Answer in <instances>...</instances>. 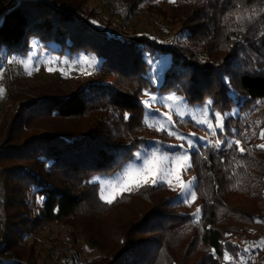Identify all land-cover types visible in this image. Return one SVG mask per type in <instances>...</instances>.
<instances>
[{
    "label": "trees",
    "instance_id": "1",
    "mask_svg": "<svg viewBox=\"0 0 264 264\" xmlns=\"http://www.w3.org/2000/svg\"><path fill=\"white\" fill-rule=\"evenodd\" d=\"M125 1L129 19L140 11L166 18L184 41L121 30L125 21L102 23L100 10L86 0H0V71L12 58L26 57L31 40L47 50L55 43L50 51L60 58L84 55L98 63L84 82L61 76L35 89L33 98L8 93L0 116L1 258L36 264L40 235L58 225L69 229L73 243L80 237L96 243L99 256L89 264H224L226 254H242L241 242L252 241L251 231L264 220L255 207L264 205V149L257 147L264 129V0ZM253 11L259 14L251 22L230 15L224 23L229 13ZM147 51L170 54L161 92L172 89L190 106L210 100L221 113L238 108L235 119H226L225 134L234 132L244 153L235 144L191 152L197 222L163 184L122 193L109 204L90 182L119 171L151 130L140 101L152 87ZM156 136L169 139L163 131ZM242 196L250 202L232 201Z\"/></svg>",
    "mask_w": 264,
    "mask_h": 264
},
{
    "label": "rangeland",
    "instance_id": "2",
    "mask_svg": "<svg viewBox=\"0 0 264 264\" xmlns=\"http://www.w3.org/2000/svg\"><path fill=\"white\" fill-rule=\"evenodd\" d=\"M86 1V6L88 8L100 10L98 19H100L102 23H105L107 18H109L113 25H117L120 23V21H125L126 24L121 30H126L128 32L134 30L139 34L142 33L152 39H155L157 42H164L168 44H170L176 38L178 43H182L184 41V38H181L180 35H177L179 26L167 22L168 20L166 18H157L156 16L149 15L145 11H140L139 14L130 19L127 15V19L123 20L109 5L101 3L99 4L97 0ZM121 1L126 5L128 4L125 0ZM109 9L113 10L116 16L112 17L109 13L110 11H108ZM127 13L129 14L128 5ZM49 49L55 50L57 49V45L55 43H51L49 44ZM50 50L41 48L36 40H31L30 50L26 57H14L9 61L10 63L8 64H10V76L12 74V87L9 88L10 90L0 89V116H2L1 113L4 105L10 104L8 93L12 96L22 95L24 96L23 98H33V91L35 89H38L50 80H54L56 77L62 76L67 77L70 80L80 79L83 82L86 81L93 73V69H96L98 65L95 60L84 55H79L73 59H70L67 55H64L60 58ZM143 59L145 61H153L146 76L153 87L146 89L151 95H146L144 90L140 100L143 107V121L145 125L151 130L145 135V140L133 152L131 158L119 171L109 175H94L91 178L90 182L98 186L99 197L101 194L104 196H114L115 200L119 195L121 196L122 193L128 192L123 190V184L126 182L124 172L127 171L129 162H133L134 154L138 151L156 149L158 147L160 154L171 157L175 154H178L179 149L172 148L170 146L183 144L184 147L187 148L188 146L183 139V137H187L190 140L196 141L200 145L198 149H189L191 162V152L198 151L200 148L210 147L205 146L206 141H212L214 144L219 139L221 141V148L226 145L228 140L235 141L234 132H232L233 135L231 136L225 134V121L227 118L235 119L238 116V108L236 104L233 105L230 111L221 113L219 111H215L211 108V105L209 106L207 104V102L210 100H207L201 105L190 106L186 103V100L183 98V96L176 93L172 89L161 92L158 87L162 84L165 71L171 63L170 54H157L156 51H147L144 54ZM49 68L52 70L49 71ZM228 94L230 95L229 97H232L234 102H236V93L232 89H229ZM152 95L157 97H167L172 95L173 97H179L181 99L179 102L175 101L174 99L173 101H165L163 104H144V101L151 100ZM205 108H207V117L204 114ZM155 113H159L161 115L156 116ZM213 113L220 114L221 122L224 126L223 133H221L220 129L216 127L217 120L216 117L212 115ZM169 118L172 123H169ZM205 119H210V122L213 124L214 128H216L215 134H210L209 130L206 128V125L198 122ZM150 125H155V128ZM161 128L165 130H156ZM161 131L165 132L169 136V139H160L162 137H157L156 134ZM168 131L179 133L181 138H178L175 134L169 135ZM262 133H264V129L257 136L258 145H264V137H262ZM201 137L205 139H198ZM239 146L241 147V143H239ZM132 166L135 167L136 162H133ZM169 166H171V160H169ZM193 180L194 184L192 186V190L194 191L195 178L191 169L188 168L186 172L181 174L182 183L188 184ZM130 184L132 186V191L137 189L135 187V179L130 181ZM159 184H163L175 192V198L173 199L175 203L176 201L182 202L180 199V187L177 185L175 180H173L172 187H169L166 182H160ZM232 201L234 203H237L238 201V203L243 205H246L248 202H250V200H246V197L243 196L237 197V199H233ZM182 203L188 206L190 215L193 219V214H195L197 209L200 207H198V205L195 203V200L190 201L189 203ZM255 205L257 209H260L264 212V205L262 202H258V204L255 203ZM199 218L200 213L198 221ZM193 221L197 222V220L194 219ZM49 228V231L47 230L40 235V239L43 244L37 245L36 247V252L38 254L37 257H35L36 264H70V260L72 258L75 259L73 264H89L93 263L97 256H99L98 250L95 246L96 243L92 244L88 238L80 237L76 243H73L72 240L67 237V233L69 232L68 228L58 225H51ZM251 232L253 235L252 241L248 243L241 242L240 244L243 250L245 248H249L250 252L245 253L243 251L242 254H240L236 259L226 254L227 259L224 258V264H264V220L260 222V224ZM53 240L56 241L55 246H52L54 243ZM71 247H74V250ZM2 259H4V261L1 262L2 264L19 263V260L14 256H3Z\"/></svg>",
    "mask_w": 264,
    "mask_h": 264
},
{
    "label": "snow or ice",
    "instance_id": "3",
    "mask_svg": "<svg viewBox=\"0 0 264 264\" xmlns=\"http://www.w3.org/2000/svg\"><path fill=\"white\" fill-rule=\"evenodd\" d=\"M170 2H175V0H170ZM262 12H264V9H261ZM259 13L253 11L251 15H239L237 13H229V15H226L224 17V23L227 24L229 20L230 15H235L236 21L243 24L245 21L251 22ZM95 23V21H93ZM243 30V29H241ZM147 63H149L150 67L153 61L147 60ZM52 69L49 68V71ZM31 74V73H29ZM151 79V77H150ZM146 95H151L147 90H145ZM175 101L179 102L181 98L179 97H173L172 95H169L167 97H157L155 95L151 96V100L144 101V104H151V103H161L163 104L165 101ZM211 101L207 102V104L210 106ZM151 114V113H149ZM204 114L207 117V108L204 110ZM156 116H160L161 114L155 113ZM213 116L216 117L217 120V126L220 129V132H224V126L221 122V116L219 113H213ZM128 118V114H125V119ZM199 123L205 124L206 128L209 130L210 134H215L216 128H214L213 124L210 122V119H205L198 121ZM169 123H172V121L169 118ZM155 128V125H150ZM156 130H165L163 128L156 129ZM235 131V130H233ZM169 135H176L178 138L180 137L179 133H173L171 131H168ZM262 137H264V133L261 134ZM187 144V148L184 147L183 144L180 145H173L170 146L172 148H178L179 153L175 154L171 157L168 155L160 154L159 148L156 149H146L145 151H138L134 154L133 162H136V166L133 167L132 163L129 162V167L127 171L124 172V177L126 179V182L123 184V190L131 192L132 186L130 184V181L135 179L136 184L135 187L138 189L142 186L146 185H158L160 182H166L169 187H172L173 180L177 183V185L180 187V199L184 203H189L190 201H194L196 199V193L192 190V186L194 184V180L192 182H189L188 184H184L181 182V174L183 172H186L188 168L191 167L190 162V154L189 149H198L200 145L194 141L190 140L187 137H183ZM200 140H203L205 138L201 137L198 138ZM239 140H228L226 142V147L231 149L233 145H239ZM205 146H210L215 148L217 151H220L221 149V141L218 139L214 144L212 141H206ZM257 147L264 149V145H258ZM239 153H244L245 149L243 147H239L238 149ZM169 160H171V166H169ZM234 187H238L237 185H234ZM114 196H104L103 194L100 195V199L106 201L107 203L111 204L114 201ZM200 209H197V212L193 214V219L198 221ZM227 235V234H226ZM245 253H249L250 249L245 248L243 250ZM225 259H227V255H225Z\"/></svg>",
    "mask_w": 264,
    "mask_h": 264
},
{
    "label": "built area",
    "instance_id": "4",
    "mask_svg": "<svg viewBox=\"0 0 264 264\" xmlns=\"http://www.w3.org/2000/svg\"><path fill=\"white\" fill-rule=\"evenodd\" d=\"M99 4L109 5L121 19H127V5L124 4L121 0H97ZM12 87L11 77H10V64H5L0 71V89H7ZM5 206H6V193L4 190V183L0 175V249L2 248V243L4 239V232L6 228V219H5ZM4 259L0 257V262H3Z\"/></svg>",
    "mask_w": 264,
    "mask_h": 264
}]
</instances>
